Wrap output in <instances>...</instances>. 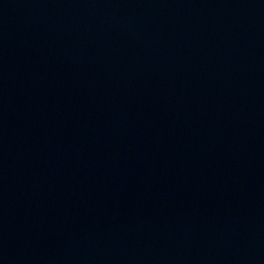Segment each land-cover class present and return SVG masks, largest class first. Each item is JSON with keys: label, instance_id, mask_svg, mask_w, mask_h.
<instances>
[{"label": "water", "instance_id": "95a60500", "mask_svg": "<svg viewBox=\"0 0 264 264\" xmlns=\"http://www.w3.org/2000/svg\"><path fill=\"white\" fill-rule=\"evenodd\" d=\"M0 264H264V0H0Z\"/></svg>", "mask_w": 264, "mask_h": 264}]
</instances>
